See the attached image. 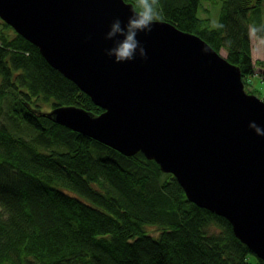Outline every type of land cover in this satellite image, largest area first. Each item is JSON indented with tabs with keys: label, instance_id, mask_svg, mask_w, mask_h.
I'll use <instances>...</instances> for the list:
<instances>
[{
	"label": "trees",
	"instance_id": "16d2710c",
	"mask_svg": "<svg viewBox=\"0 0 264 264\" xmlns=\"http://www.w3.org/2000/svg\"><path fill=\"white\" fill-rule=\"evenodd\" d=\"M204 2L220 4L215 27L200 16ZM160 5L161 20L226 52L245 91L253 77L264 83L250 32L257 28L264 44V0ZM0 25V117L35 129L25 138L0 123V264H264L225 218L187 200L176 179L141 152L125 156L40 115L41 103L102 109L35 45ZM152 225L157 235L147 232Z\"/></svg>",
	"mask_w": 264,
	"mask_h": 264
},
{
	"label": "water",
	"instance_id": "95a60500",
	"mask_svg": "<svg viewBox=\"0 0 264 264\" xmlns=\"http://www.w3.org/2000/svg\"><path fill=\"white\" fill-rule=\"evenodd\" d=\"M132 11L126 0H0L1 21L102 109L40 115L125 156L141 152L264 261V135L251 127L264 129V100L245 91L239 66L165 20L137 34L144 57L116 63L106 36Z\"/></svg>",
	"mask_w": 264,
	"mask_h": 264
},
{
	"label": "clouds",
	"instance_id": "9594fccd",
	"mask_svg": "<svg viewBox=\"0 0 264 264\" xmlns=\"http://www.w3.org/2000/svg\"><path fill=\"white\" fill-rule=\"evenodd\" d=\"M162 19V7L160 0H135L132 14L128 17L126 25L122 27L120 19H115L110 25L106 39L114 40V45L106 50L109 57H114L116 63L125 61H132L139 56L146 55L145 49L137 40L139 32H150L154 21ZM257 28H250V32L255 34ZM123 37V39H115L116 37ZM252 128L260 135H264V129H261L254 123Z\"/></svg>",
	"mask_w": 264,
	"mask_h": 264
},
{
	"label": "rangeland",
	"instance_id": "374dc122",
	"mask_svg": "<svg viewBox=\"0 0 264 264\" xmlns=\"http://www.w3.org/2000/svg\"><path fill=\"white\" fill-rule=\"evenodd\" d=\"M203 8L204 10L200 12V16L210 17L212 26L215 27L217 24L218 18H219L220 4L218 2L217 3L204 2ZM0 22H1V19H0ZM263 23H264V7H263ZM252 45H253L252 60L253 61L258 60V59L264 60V44H263L262 39L257 38L253 34L252 35ZM220 54L224 57L226 56V52L224 50H220ZM259 71L260 70L258 68L255 70L256 73H258ZM246 91H248L251 94L253 93L252 91H255L254 95L264 100V83H258V81L256 82V77L252 78L251 86H247ZM50 109L51 107H49L46 103H41L40 110L42 112L48 111ZM37 114L39 113L37 112ZM17 121H15L14 119H9L5 115L0 117V123L4 124L13 134L17 136H22L25 138H29L34 135L35 129L31 125L21 120H17ZM164 174H168V173H164ZM146 230L152 235H157L159 233L158 228L154 225L147 226Z\"/></svg>",
	"mask_w": 264,
	"mask_h": 264
}]
</instances>
